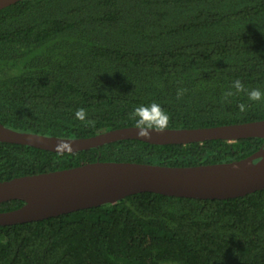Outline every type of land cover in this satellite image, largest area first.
Listing matches in <instances>:
<instances>
[{
    "label": "trees",
    "instance_id": "trees-1",
    "mask_svg": "<svg viewBox=\"0 0 264 264\" xmlns=\"http://www.w3.org/2000/svg\"><path fill=\"white\" fill-rule=\"evenodd\" d=\"M236 79L264 91V0H20L0 9V123L16 130L89 137L135 126L129 113L152 102L169 113L168 128L264 119V100L237 93L222 102ZM81 107L95 126L75 118ZM263 144L125 139L61 155L0 142V181L95 161L229 162ZM0 264H264V188L227 199L140 192L0 225Z\"/></svg>",
    "mask_w": 264,
    "mask_h": 264
},
{
    "label": "water",
    "instance_id": "water-1",
    "mask_svg": "<svg viewBox=\"0 0 264 264\" xmlns=\"http://www.w3.org/2000/svg\"><path fill=\"white\" fill-rule=\"evenodd\" d=\"M18 1L0 0V9ZM138 131L135 126H127L89 137L70 138L20 131L0 123V142L57 152L56 145L60 140H67L73 146L72 153L125 139L159 145H185L214 139L234 142L243 138H264V119L210 127L167 128L163 132L150 130V138L138 136ZM263 188L264 144L239 160L194 166L95 161L0 181V203L10 200L24 202L16 209L0 211V225L43 220L80 209L114 204L140 192L227 199Z\"/></svg>",
    "mask_w": 264,
    "mask_h": 264
},
{
    "label": "clouds",
    "instance_id": "clouds-1",
    "mask_svg": "<svg viewBox=\"0 0 264 264\" xmlns=\"http://www.w3.org/2000/svg\"><path fill=\"white\" fill-rule=\"evenodd\" d=\"M234 89L235 91H233ZM187 92V89H178L176 98L179 100ZM237 93H246L248 100L253 102H259L264 100V91L259 88L247 89L244 83L240 79H236L232 82L230 89L226 90L222 96V102L227 101L229 97L235 96ZM248 105L241 102L238 105L240 112H245L248 109ZM130 118L135 122V128L138 129V136L150 138L152 132L165 131L170 122V115L165 109L158 103L152 102L150 105L141 104L136 106L134 110L129 113ZM75 118L82 122H85L89 126H95V121L88 119L87 109L81 107L76 110ZM56 151L63 155L65 152L72 153L73 146L67 140H60L56 145Z\"/></svg>",
    "mask_w": 264,
    "mask_h": 264
}]
</instances>
